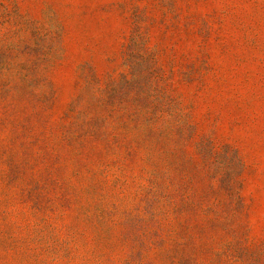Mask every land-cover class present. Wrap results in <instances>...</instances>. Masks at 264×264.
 I'll use <instances>...</instances> for the list:
<instances>
[{"label": "rangeland", "instance_id": "1", "mask_svg": "<svg viewBox=\"0 0 264 264\" xmlns=\"http://www.w3.org/2000/svg\"><path fill=\"white\" fill-rule=\"evenodd\" d=\"M0 264H264V0H0Z\"/></svg>", "mask_w": 264, "mask_h": 264}]
</instances>
